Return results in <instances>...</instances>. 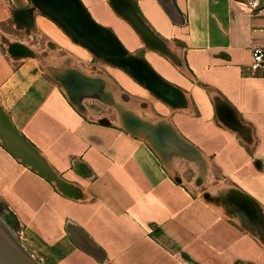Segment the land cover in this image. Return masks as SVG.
Listing matches in <instances>:
<instances>
[{"label": "rangeland", "instance_id": "rangeland-1", "mask_svg": "<svg viewBox=\"0 0 264 264\" xmlns=\"http://www.w3.org/2000/svg\"><path fill=\"white\" fill-rule=\"evenodd\" d=\"M87 1V16L123 55L41 21L39 0L29 22L14 12L0 32V72L42 73L53 88L41 101L61 94L77 116L41 130L36 145L0 93V144L13 158L0 155L1 217L42 264H264V77L199 79L168 40L178 62L141 38L130 51L109 0ZM145 52L177 76L164 62L166 76L156 72ZM135 61L178 99L140 78ZM81 76L98 85L87 91ZM77 140L78 149L67 144Z\"/></svg>", "mask_w": 264, "mask_h": 264}, {"label": "crops", "instance_id": "crops-1", "mask_svg": "<svg viewBox=\"0 0 264 264\" xmlns=\"http://www.w3.org/2000/svg\"><path fill=\"white\" fill-rule=\"evenodd\" d=\"M70 1L88 9L87 0ZM133 1L141 15L163 39L180 46L185 62L197 78L206 76L213 80H223L234 77L245 83L252 81L248 76L251 75L249 67L252 62V48L264 42V0H260L256 9L251 8L247 0ZM32 5V0H0V32L3 31V26L14 25V12H18V16L25 17L29 22ZM111 11H114L112 7ZM34 12H37L35 16L38 18L39 11ZM47 17L43 13L41 21H49ZM35 23L38 24L36 18ZM51 23L54 24L52 21ZM1 50L0 46V69L5 67ZM148 69L151 70L150 67ZM2 79L7 82H0V93L6 101L9 114L16 127L29 130L24 133L30 140H34V144L41 145L37 141V138L41 140V137H45L41 130L65 129L67 126L64 122L67 118L77 119L75 111L61 94L57 99L48 97L41 101L39 92L51 93L50 88H53L42 73H5L2 70L0 80ZM23 83H26L24 88ZM55 101L60 106L57 116L54 110ZM63 143L65 141L60 138L54 143L58 147L56 152L60 151L59 146ZM67 144L78 149L80 141H68ZM0 155L9 161L13 160L1 144ZM71 155L62 156V159H69Z\"/></svg>", "mask_w": 264, "mask_h": 264}, {"label": "bare ground", "instance_id": "bare-ground-1", "mask_svg": "<svg viewBox=\"0 0 264 264\" xmlns=\"http://www.w3.org/2000/svg\"><path fill=\"white\" fill-rule=\"evenodd\" d=\"M39 2L44 7L51 10L53 14L60 17V19L63 20L69 28H71L73 31L78 33L85 42H88L93 46L99 47V49H103L105 53L122 52L120 50L119 44L113 39V37L106 34V32H104L100 28L96 29V26L87 16L85 12V8L82 7L80 4L78 5L77 3L72 2L70 0H39ZM110 14L113 20L115 21L110 24L113 27L116 34L118 35L119 39L124 43L125 47L130 51H134L139 47H141L142 44L140 39L141 37H139L140 35L130 25V23L121 16H119L118 14H117L118 16L114 14L113 11H110ZM104 23L107 24L108 22L104 21ZM145 58L156 72L166 76L164 70L160 68L161 66L160 63L164 62V66L167 68L169 67V64L168 63L166 64V61L162 59L158 53H152V52L146 53ZM129 62H134V61L132 60ZM134 66L136 69H141L139 76L140 78L145 80L146 83L157 85L158 90L159 92H161L162 95L169 96L171 97V99H175V100L178 99V95L173 91L165 88L161 82L157 84L156 82L157 79L155 78V76H153L154 73L150 69H148L146 65L142 63L140 64L137 61H135ZM169 69H171V67H169ZM171 70L173 74L176 73L175 76H177V71L175 69H171ZM97 85H98L97 83H95L92 79L88 77H83V76L80 77L79 86L83 88L86 87L87 91L94 89V87Z\"/></svg>", "mask_w": 264, "mask_h": 264}, {"label": "water", "instance_id": "water-1", "mask_svg": "<svg viewBox=\"0 0 264 264\" xmlns=\"http://www.w3.org/2000/svg\"><path fill=\"white\" fill-rule=\"evenodd\" d=\"M32 2L36 3L37 0H32ZM109 3L113 8V10L115 11V13L121 16L122 18H124L125 20H127L131 24V26L138 32L142 41L149 49L155 52H159L165 56H168L173 60H175L176 62H178V58L170 50L168 42L165 39H163L151 27V25L141 15L133 0H109ZM36 4L37 6H39L41 12H43L51 19L55 18L53 20L57 19L60 22V24L57 21L56 22L64 30L66 29L71 32L70 28L66 26L64 22L58 18V16L54 15L51 10L44 7L41 3L40 4L36 3ZM85 10L87 11L86 8ZM89 17L91 18L90 14ZM82 41L85 42L84 40ZM86 44L89 45L88 43ZM119 46H120V50L122 51L120 53H110V52L103 53L96 48L94 49H96L97 51L101 52L104 55L114 54L121 56L123 55V52H125V50L121 47L120 44ZM128 58L125 59L123 64L129 61ZM132 59H136V58H132ZM69 78L70 76L66 78V80ZM0 264H42L25 248V246L16 237V235L13 233V231L11 230L9 225L5 222V220L1 217V215H0Z\"/></svg>", "mask_w": 264, "mask_h": 264}, {"label": "built area", "instance_id": "built-area-1", "mask_svg": "<svg viewBox=\"0 0 264 264\" xmlns=\"http://www.w3.org/2000/svg\"><path fill=\"white\" fill-rule=\"evenodd\" d=\"M260 0H247L251 8L256 9L259 7ZM253 75H261L264 77V42L252 48V62L249 67Z\"/></svg>", "mask_w": 264, "mask_h": 264}]
</instances>
